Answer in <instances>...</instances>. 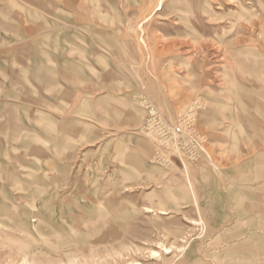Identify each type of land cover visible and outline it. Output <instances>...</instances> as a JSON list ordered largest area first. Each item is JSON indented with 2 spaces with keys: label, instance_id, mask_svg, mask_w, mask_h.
I'll list each match as a JSON object with an SVG mask.
<instances>
[{
  "label": "rangeland",
  "instance_id": "1",
  "mask_svg": "<svg viewBox=\"0 0 264 264\" xmlns=\"http://www.w3.org/2000/svg\"><path fill=\"white\" fill-rule=\"evenodd\" d=\"M137 263L264 264V0H0V264Z\"/></svg>",
  "mask_w": 264,
  "mask_h": 264
},
{
  "label": "built area",
  "instance_id": "2",
  "mask_svg": "<svg viewBox=\"0 0 264 264\" xmlns=\"http://www.w3.org/2000/svg\"><path fill=\"white\" fill-rule=\"evenodd\" d=\"M160 131L165 138H170L171 136L177 137V139L173 140L174 141L173 144L177 146L178 138L179 139L180 137L182 138L184 134L183 123L178 124V125H173V124H168L164 122L163 124H161Z\"/></svg>",
  "mask_w": 264,
  "mask_h": 264
},
{
  "label": "bare ground",
  "instance_id": "3",
  "mask_svg": "<svg viewBox=\"0 0 264 264\" xmlns=\"http://www.w3.org/2000/svg\"><path fill=\"white\" fill-rule=\"evenodd\" d=\"M147 211H151L150 208L147 209ZM162 213H165L164 209L161 211ZM154 253V252H153ZM138 264V263H137ZM142 264V263H141Z\"/></svg>",
  "mask_w": 264,
  "mask_h": 264
}]
</instances>
